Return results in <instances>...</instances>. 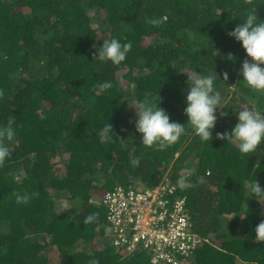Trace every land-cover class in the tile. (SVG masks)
<instances>
[{
    "label": "trees",
    "instance_id": "trees-1",
    "mask_svg": "<svg viewBox=\"0 0 264 264\" xmlns=\"http://www.w3.org/2000/svg\"><path fill=\"white\" fill-rule=\"evenodd\" d=\"M253 8L264 19V0H0V126L16 118L15 138L0 137L11 152L0 165V264H151L148 252L125 255L105 241L102 201L166 176L205 238L190 264H264L254 231L264 201L251 190L255 178L264 190V144L241 154L234 139L216 138L231 132L235 111H264V90L242 81L246 54L228 35ZM113 37L132 42L119 65L94 58ZM194 70L214 76L218 115L229 116L209 144L186 133L163 150L145 146L131 106L161 102L186 123ZM104 81L113 87L102 90ZM107 122L113 138L102 141Z\"/></svg>",
    "mask_w": 264,
    "mask_h": 264
},
{
    "label": "clouds",
    "instance_id": "clouds-1",
    "mask_svg": "<svg viewBox=\"0 0 264 264\" xmlns=\"http://www.w3.org/2000/svg\"><path fill=\"white\" fill-rule=\"evenodd\" d=\"M232 29L228 35L241 44L246 59L241 65V74L244 82L255 90H264V19H260L257 9L247 10L244 18ZM151 24L160 23L158 19L149 21ZM132 49V42L122 43L120 39L113 37L111 40H103L102 46L97 49L94 58L107 60L115 65H119L127 58ZM226 59L234 60L233 54L228 53ZM216 75V73H215ZM217 76V75H216ZM228 74H224V79ZM188 88L183 90L185 96L184 114L186 123H180L171 119L168 112L158 107V104L145 101L135 106L136 117L135 130L141 135V143L148 147L166 149L175 144L183 134L194 133L208 144L213 139V131L220 118L228 117L226 111H219L221 107V94L215 89V78L213 75H205L203 72L193 71L187 80ZM99 87L102 90L111 89V81L102 82ZM3 90H0V96ZM234 112V111H233ZM237 123L231 132H216V138L229 140L234 139L238 143V150L241 154L254 153L257 148L264 144V116L258 111L244 108L234 112ZM16 118L11 116L7 122L0 126V137L11 141L16 135ZM190 125L191 127H186ZM113 125L105 123L100 131L102 141H111L113 138ZM11 156L9 146L0 140V165H3ZM185 178L181 177L177 183L181 186L185 184ZM252 192L257 195L255 200L264 201V190L261 189L257 179L251 182ZM251 197V196H249ZM29 196L18 195L17 201L27 203ZM92 216L87 218L88 221ZM255 239L264 242V220L255 227ZM88 264H100L95 257L89 259Z\"/></svg>",
    "mask_w": 264,
    "mask_h": 264
},
{
    "label": "built area",
    "instance_id": "built-area-1",
    "mask_svg": "<svg viewBox=\"0 0 264 264\" xmlns=\"http://www.w3.org/2000/svg\"><path fill=\"white\" fill-rule=\"evenodd\" d=\"M107 237L125 255L148 252L151 264H190L205 238L195 230L187 197L165 177L154 187L104 194Z\"/></svg>",
    "mask_w": 264,
    "mask_h": 264
},
{
    "label": "rangeland",
    "instance_id": "rangeland-1",
    "mask_svg": "<svg viewBox=\"0 0 264 264\" xmlns=\"http://www.w3.org/2000/svg\"><path fill=\"white\" fill-rule=\"evenodd\" d=\"M130 111L131 112H133L134 113V115H133V119L135 120L137 117H136V108H135V106H131V108H130ZM170 176V175H169ZM167 177V176H166ZM99 197H100V195H99ZM97 201V200H96ZM97 202H99V200L97 201ZM57 203H59V204H63V205H65V206H68L67 205V201H65L64 203H61L60 201L59 202H57ZM107 229V228H106ZM111 238H108L107 237V235H106V237H105V241H107L109 244L111 243V240H110ZM56 256H54V258H55Z\"/></svg>",
    "mask_w": 264,
    "mask_h": 264
},
{
    "label": "water",
    "instance_id": "water-1",
    "mask_svg": "<svg viewBox=\"0 0 264 264\" xmlns=\"http://www.w3.org/2000/svg\"><path fill=\"white\" fill-rule=\"evenodd\" d=\"M262 116H264V113H261Z\"/></svg>",
    "mask_w": 264,
    "mask_h": 264
}]
</instances>
